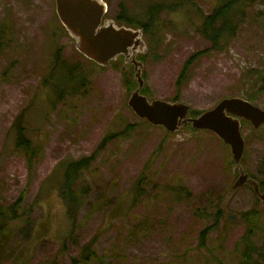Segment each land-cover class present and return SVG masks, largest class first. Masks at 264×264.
<instances>
[{
  "label": "rangeland",
  "instance_id": "1",
  "mask_svg": "<svg viewBox=\"0 0 264 264\" xmlns=\"http://www.w3.org/2000/svg\"><path fill=\"white\" fill-rule=\"evenodd\" d=\"M106 1L107 18L123 6L140 22L158 0ZM216 1L192 0L194 6L162 12V25H155L161 27L143 35L148 98L176 95L199 112L224 97L252 95L251 101L264 109V89L250 81L257 71L264 75V0L234 5L235 35L223 49H212L201 23ZM63 27L54 0H0V206L11 208L0 214V230L13 232L5 247L0 245V264H71L91 239L104 259L91 264H246L240 239L247 222L215 220L222 197L221 206L225 202L239 215L261 205L246 185L225 198L238 174L229 147L208 130L188 126L168 133L140 121L126 103L122 63H91ZM58 46L63 63L53 72ZM206 49L176 82L186 59ZM76 66L88 74L81 88L69 90ZM21 111V136L36 151L31 169L14 150L12 123ZM128 123L135 126L127 136L99 146ZM241 130V166L264 181V124L242 123ZM93 152L92 165L80 170L67 190L60 188L62 162ZM143 174L151 178L145 185L138 180ZM171 185L185 187L190 195L174 199L165 190ZM66 191L76 194L74 206L63 197ZM205 230L202 244L199 234ZM256 233L259 248L251 264H264L258 255L259 250L264 255V207Z\"/></svg>",
  "mask_w": 264,
  "mask_h": 264
},
{
  "label": "water",
  "instance_id": "2",
  "mask_svg": "<svg viewBox=\"0 0 264 264\" xmlns=\"http://www.w3.org/2000/svg\"><path fill=\"white\" fill-rule=\"evenodd\" d=\"M55 12L71 37L75 48L87 59L100 66L123 56L125 65H133L136 88L126 101L134 115L150 125L163 127L168 132H176L190 124L195 130H209L229 147L231 158L238 167V174L229 186L225 198L245 185L249 186L261 205H264V186L249 176L241 166L245 149V139L241 132L240 120L248 121L253 128L264 124V109L242 96L220 99L212 108L203 110L196 116H188L190 105L182 101H170L150 97L141 93L145 84L142 76L144 64L136 59L138 53L145 54L146 42L141 28L118 25L113 18L105 16V0H54ZM223 217L229 222H237L240 215L224 209Z\"/></svg>",
  "mask_w": 264,
  "mask_h": 264
},
{
  "label": "trees",
  "instance_id": "3",
  "mask_svg": "<svg viewBox=\"0 0 264 264\" xmlns=\"http://www.w3.org/2000/svg\"><path fill=\"white\" fill-rule=\"evenodd\" d=\"M240 1H242V0H217L216 3L212 6L211 13L208 15H205L202 18V23H201L202 33L209 39L210 48H212V49H223V47H225L230 42L231 38L235 35L234 26H232V22H235V21L233 19L231 20V14L233 12L234 5L237 6V4ZM187 3L190 6H194V4L192 3V0H158L156 2H153L147 7L148 17L146 18L145 21H140V22L132 20L131 18H133L134 16L130 17L129 14L126 12V9L120 4L122 6L121 11L113 19L118 25H126V26L141 28L143 31V34H148L149 32H154L155 28L161 27V26L155 27V25H156V23L162 25L161 24L162 20L159 18L160 16H162L161 15L162 12L174 11L177 8L184 7V5ZM61 25H62V23H61ZM63 29H64V27H63ZM61 50H62V48L60 46H58L54 51L58 55V57L55 58V66L52 68L53 72L58 66H60V64L63 63V61L59 57V55L61 54ZM207 51H208V49L203 50V51H197L191 57L187 58L183 64V66H182V69H181L179 76L176 79V82H179L181 79H183L185 77L188 66L193 62L192 60L194 58L198 57L199 55L206 53ZM79 54H81V53H79ZM81 56H83V55L81 54ZM83 57L85 59H87L85 56H83ZM144 57H145V54L138 53L136 55V59L142 61L143 63H144ZM87 60H89V59H87ZM89 61H91V60H89ZM117 61L121 62L122 63L121 66H122L124 64L123 56L120 55L115 60H111L109 63H115ZM91 63L95 64L98 67L100 66V65H97L96 63H94L93 61H91ZM121 66L119 67V70L122 72V74L124 76V87H125V90L127 92H129V94H130V92L133 89H135L136 85H137V82L133 78V74H132L133 65L130 63L126 64L125 70H122ZM76 67H77L78 74H73V75H70V77H68L69 81L67 84V88L69 90H72V89L78 90L79 88H81V86L84 83V80L86 79L85 75L88 74V72L85 69H83L82 66L81 67L76 66ZM125 75H127L126 79H125ZM51 76L52 75H50V77ZM142 76L144 78L143 72H142ZM50 77H49V79H50ZM250 81H251V83L259 82V85H257L256 87H258L259 90L264 89V75H262V73L260 71H257L255 74H252ZM44 83H47L46 86H48L49 81L47 79H45ZM54 88H55L54 85L51 83L50 84V93H53L56 96L58 94H56L54 92ZM64 91H66V90H63V91L61 90L60 93H63ZM140 91L143 94H148V90H147L145 84L141 88ZM173 97L174 98H172V101L178 100V98H177L178 96L175 95ZM245 98L248 100L250 99V101L253 100L252 95H250V97H245ZM251 102H253V101H251ZM23 111H21L18 115H15L16 116L15 119L13 118L14 121L12 123V128L17 133L14 150L25 156V159L27 161V166L29 169H31V164L33 161L32 157L36 154V151L31 149L29 147L28 141L24 140L23 136H21V132L25 128L24 125L22 126V122H21L22 117H23ZM202 111H199V112L190 111L189 115L196 116L199 113H201ZM140 121L148 123L145 120L140 119ZM134 126H135L134 123L133 124L128 123L124 128L119 129V131L108 133L102 139L99 146H103L111 138H114L117 136H123V137L127 136L128 132L130 130H132L134 128ZM188 126L191 128V126L189 124L187 125V127ZM99 148H102V147H98V149ZM95 157H96V152H93L92 155L87 156V157H83L79 160H75V161L67 160L68 162L63 161L62 163L65 164V168H64V173L61 174V178H60V181L58 183L60 188L64 187V190H67L71 186V184L73 183L74 178L80 177V175H81L80 170L85 171L90 164L92 165ZM232 162L234 163L233 160H232ZM236 170L238 173V169H236ZM140 179L143 181L144 185H145V181L147 183H149L151 180V178L149 176L144 175V174L141 175V177H139L138 180H140ZM254 179H256V178H254ZM258 182L260 184V187L262 188L264 186V181L261 180ZM167 189H169V190H167ZM165 190L169 191V193L171 195H173L174 199H178L181 195L182 196L183 195H187V196L190 195L189 190H187L185 187L180 186V185H176V186L171 185L170 188H166ZM63 197L65 198V200H68L70 207L74 206L75 203L77 202V199H78L76 194L74 195L72 191H68L67 193H64ZM256 199L259 201V199L257 197H256ZM222 201H223V197H222ZM222 201H221L219 207L217 208V215H215V220H217V216H218V219L219 218L224 219V217H223L224 209L221 206ZM263 207H264V205H260L259 208L257 207V209L254 208L251 211L244 212L242 215L240 214V218H242L243 220H245L247 222L246 232L244 233V235L240 239V244L242 245L241 254H242L243 262L246 264H251L252 252L254 251V249L256 247H258L257 243L254 240V237L257 234L256 233L257 229L260 226V209H262ZM5 208L11 209L10 207L0 206V214H4ZM12 213L14 214L15 210H12ZM216 223L217 222L214 221L213 225H215ZM213 225H210L209 227H207V229L211 228ZM206 230L202 231L199 234V238H200V241L202 244L206 242V236H207ZM9 237H13L12 231L0 230V245L5 247ZM258 253H259L258 254L259 257L261 259L262 258L264 259V255L260 250ZM96 258L99 259L100 261L104 260L102 257H99L97 255L95 248H94L93 240L91 239L90 241H87L84 245L81 246V249L79 251L78 256L71 258V264H91V261L93 259H96ZM259 262L260 261H257V264H259Z\"/></svg>",
  "mask_w": 264,
  "mask_h": 264
},
{
  "label": "flooded vegetation",
  "instance_id": "4",
  "mask_svg": "<svg viewBox=\"0 0 264 264\" xmlns=\"http://www.w3.org/2000/svg\"><path fill=\"white\" fill-rule=\"evenodd\" d=\"M143 72V71H142ZM132 74H133V72H132ZM147 97H148V95L147 94H145ZM170 101H172V99H170ZM180 101V100H179ZM189 113H190V109H189V112H188V116H191V115H189ZM248 121H245V120H243V119H241L240 120V123H241V126H242V123H247ZM249 123V122H248ZM250 124V123H249ZM190 125V124H189ZM251 125V124H250ZM185 127H187V126H185ZM183 128V127H182ZM181 129V128H180ZM209 131V130H208ZM211 132V131H210ZM241 132H242V130H241ZM244 137V136H243ZM244 139H245V137H244ZM252 177V176H251ZM253 178V177H252ZM247 186V185H246ZM226 203L224 202V204H223V207H224V209H228L229 207L227 206V205H225ZM228 207V208H227ZM231 210V209H230Z\"/></svg>",
  "mask_w": 264,
  "mask_h": 264
}]
</instances>
